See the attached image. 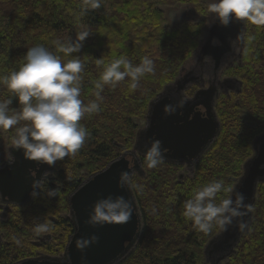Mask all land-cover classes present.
Returning a JSON list of instances; mask_svg holds the SVG:
<instances>
[{
	"label": "trees",
	"instance_id": "trees-1",
	"mask_svg": "<svg viewBox=\"0 0 264 264\" xmlns=\"http://www.w3.org/2000/svg\"><path fill=\"white\" fill-rule=\"evenodd\" d=\"M178 4L193 5L199 19L172 25L163 8ZM82 6L83 0H0V75L18 70L27 50L43 45L64 62L72 58L82 61L80 98L88 103L95 99L94 85L104 67L121 55L133 64L147 55L154 61L155 72L142 77L135 90L129 88L130 78L115 87L105 86L101 110L80 121L90 133L82 148L56 162L52 178L43 182L30 203L11 205L5 212L0 222V232L5 236L0 264H17L35 256L31 254L35 245L30 243L29 231L45 222L50 228L47 232H54L55 237L48 233L50 241L40 248L52 256L64 252L74 233L69 218L70 195L85 176L133 149L150 102L193 58L209 14L203 0H101L99 9H89L85 15H81ZM245 27L241 57L221 73L240 81V92L221 94L216 100L221 129L193 172L179 173L184 165L165 161L149 169L145 157H140L144 173H135L131 180L143 188L140 192L133 188L142 214L141 237L117 264H209L204 249L220 228L200 232L183 215V204L213 179L223 180L225 187L233 189L253 155V142L264 133V26L246 21ZM82 30L90 35L79 53L65 55L59 51L55 41L74 40ZM98 59L103 63L98 64ZM8 98L13 99L11 107L17 108L13 94L0 85V99ZM0 131V139L15 134L14 128ZM49 190L56 195L50 198ZM226 196L230 193H220L217 202ZM252 214L249 231L235 253L221 264H264V183L258 185Z\"/></svg>",
	"mask_w": 264,
	"mask_h": 264
},
{
	"label": "water",
	"instance_id": "water-1",
	"mask_svg": "<svg viewBox=\"0 0 264 264\" xmlns=\"http://www.w3.org/2000/svg\"><path fill=\"white\" fill-rule=\"evenodd\" d=\"M245 22L246 20H233L228 26H223L215 19V14L211 13L195 53V65L190 69H182L175 81L165 86L150 102L145 126L138 131L133 149L89 176L70 195L69 218L74 226V234L64 252L59 256L28 258L17 264H117L134 249L141 237V219L133 189L119 185L120 174L129 172L132 178L135 173H144L140 157H145L153 140L161 141L165 150V162L191 168L201 159L221 129L215 110L220 92H240V81L235 78L221 80L220 75L228 64V55L234 53L237 58L242 55ZM206 74L207 87L204 78ZM192 85H197L199 89L192 97H187L186 92ZM166 105H172L175 110L166 112ZM200 107L204 108V112L196 111ZM252 147L253 155L245 162L243 173L230 193L233 199L236 193L243 194L245 205L251 206V211L243 217L248 226L240 230L237 218L226 231L220 229L204 249V256L209 264H221L233 255L242 236L252 224V208L256 202L257 188L264 183V133L255 139ZM9 155L10 160L0 167V208L6 211L11 205L30 203L34 197L33 191L39 192L43 181L51 178L53 173V166L28 160L22 149L13 147L9 150ZM34 180L39 181L36 189L33 187ZM108 196H124L132 201L131 220L126 224L102 226L86 223L93 204ZM4 217V213L0 214V220ZM93 236L96 240L83 249L77 246L78 241ZM50 238V235H45L38 240L47 241ZM1 242L0 232V246Z\"/></svg>",
	"mask_w": 264,
	"mask_h": 264
},
{
	"label": "clouds",
	"instance_id": "clouds-1",
	"mask_svg": "<svg viewBox=\"0 0 264 264\" xmlns=\"http://www.w3.org/2000/svg\"><path fill=\"white\" fill-rule=\"evenodd\" d=\"M100 7L101 0H83L81 15H85L89 9ZM208 12L215 14V19L223 26H228L233 20H246L253 25L264 26V0H213L208 5ZM89 35L87 30H82L74 40H57L54 43L60 52L71 55L81 51ZM24 61L18 70L0 75V85L13 94L18 105L17 108L11 107L12 98L0 99V129L14 128L13 145L22 149L28 160L49 166H54L57 161L82 148L90 133L80 121L86 115L101 110V93L105 86L115 87L130 78L129 88L135 90L142 77L155 72L154 61L149 56L145 55L139 64H133L121 55L104 67L95 82V99L84 103L80 98L84 64L79 58L64 62L47 47L37 45L27 50ZM97 63L103 61L98 59ZM174 110L172 105L165 106L168 113ZM22 121L26 123L21 126ZM164 159L165 150L161 141L153 140L145 154L146 166L155 169ZM119 185L138 192L143 190L142 185L132 182L129 172L120 174ZM33 187L38 188L39 181L34 180ZM232 191L231 187H225L223 180L213 179L194 191L191 198L184 202L183 215L205 234L214 227L226 231L237 218L238 228L244 230L248 225L243 217L251 211V206L245 205L243 194L236 193L235 199L226 196L217 202L220 193ZM32 195L35 197L38 192L34 190ZM55 195L54 190H49L50 198ZM132 215V201L124 196H108L93 204L86 223L93 226L126 224ZM49 230L47 222L35 228L37 233ZM95 240V236L82 239L77 246L83 249Z\"/></svg>",
	"mask_w": 264,
	"mask_h": 264
},
{
	"label": "rangeland",
	"instance_id": "rangeland-1",
	"mask_svg": "<svg viewBox=\"0 0 264 264\" xmlns=\"http://www.w3.org/2000/svg\"><path fill=\"white\" fill-rule=\"evenodd\" d=\"M213 2V0H203V4L204 6H206V8L208 7L209 3ZM166 16L169 20V22L172 25H179L182 22H190V21H196L197 19H199V14L198 12L194 9V6L191 4H178L174 7H164L163 8ZM211 13H209L207 16L208 18V23H209V18H210ZM208 23L206 24V26L208 25ZM205 26V27H206ZM204 31V30H203ZM203 35V33H202ZM196 53V52H195ZM195 53L192 59H190L184 66V68L186 69H190L192 66L195 65ZM225 73V72H224ZM225 77V76H222ZM162 90V89H161ZM196 90V86H193L190 91L187 92L188 96L193 95L194 91ZM144 122H142L141 127L143 128L145 126V120H143ZM26 123V122H23ZM250 125V124H248ZM1 132V131H0ZM14 137V136H13ZM12 137V138H13ZM12 138H9L8 135H4L2 139H0V149H1V153H0V167L3 166L6 162H8L10 160V155H9V150L13 147H15L12 143ZM191 171H188L184 168H182L179 173H183L185 175H187L188 173H190ZM88 177L85 176V179H87ZM58 232V230H56V233ZM51 234V232H45V233H37L35 230H30L29 231V238H30V243L32 241V243L35 245V248L32 249L31 254L37 256L39 255V253H45L48 254L46 251H44L42 248H40V246H37L35 242H39L38 239L45 236ZM52 236L55 235V233L53 232L51 234ZM55 237V236H54ZM5 236L2 237V239L4 240ZM52 244L57 246V243L51 242Z\"/></svg>",
	"mask_w": 264,
	"mask_h": 264
},
{
	"label": "flooded vegetation",
	"instance_id": "flooded-vegetation-1",
	"mask_svg": "<svg viewBox=\"0 0 264 264\" xmlns=\"http://www.w3.org/2000/svg\"><path fill=\"white\" fill-rule=\"evenodd\" d=\"M236 59H237V57H235V54H234V53L228 55V57H227V59H226V61H227L228 64H226V66H228L229 64L232 65V64L236 61ZM204 78L206 79L205 87H207V86H208V75H207V74L204 75ZM225 78H227V77H222V76L220 75V79H221V80H223V79H225ZM193 86H196V90L194 91V93H195V92L199 89V87H198L197 85H192V86L190 87V89H191ZM190 89H189L188 91H190ZM188 91H187V92H188ZM187 92H186V96H187V97H192V96L194 95V93H193V95L188 96V95H187ZM221 94H224V93H223V92H220V95H221ZM220 95H219V96H220ZM197 110H198V111H202V112H204V108H203V107L197 108L196 111H197ZM130 160H132L131 157H130ZM194 165H195V164H194ZM194 165H192L191 168H189V167H187V166H185V165H184V167H185L186 170L193 172L192 169H194ZM51 178H52V177H51ZM49 179H50V178H49ZM45 180H47V179H45ZM45 180H44V181H45ZM44 181H43V182H44ZM0 205H1V204H0ZM0 209H3V211H1L0 214H3V213H4V215H5L6 210H5L4 208H0ZM138 213H139V215H140L141 225L143 226V224H142V214H141L139 208H138ZM3 219H4V218H2V219L0 220V222H1ZM73 228H74V226H73ZM141 229H142V227H141ZM73 234H74V233H73ZM73 234H72V235H73ZM72 235H70V237H71ZM70 237H69V239H70ZM69 239H68V241H69ZM2 241H3V239H2ZM38 241H39V240H38ZM48 241H50V240H47V241H39V242H35V243H36L37 246H40V245H42V244H44V243H46V242H48ZM1 243H2V242H1ZM41 255H49V254L39 253V255H37V256H32V257H30V258H36V257H39V256H41ZM59 255H61V254H59ZM59 255H56V256H59ZM50 256H52V255H50ZM27 259H28V258H27ZM24 260H25V259H24Z\"/></svg>",
	"mask_w": 264,
	"mask_h": 264
}]
</instances>
